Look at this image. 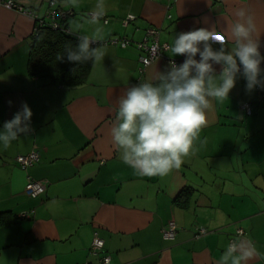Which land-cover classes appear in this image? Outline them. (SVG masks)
Segmentation results:
<instances>
[{
  "label": "crops",
  "instance_id": "crops-1",
  "mask_svg": "<svg viewBox=\"0 0 264 264\" xmlns=\"http://www.w3.org/2000/svg\"><path fill=\"white\" fill-rule=\"evenodd\" d=\"M16 1L39 17L48 9V0ZM103 3L108 20L94 25L89 18L97 0L75 6L57 0L73 13L66 21L71 34L91 37L102 28L103 39L95 43L105 56L73 87L29 73L34 20L0 7V127L23 103L32 111L31 130L0 148V212L11 217L0 226V264H104V254L109 264H217L236 239L251 240L260 253L248 264H264V89L247 91L238 75L228 100L210 102L194 151L180 168L163 177L139 176L122 163L111 140L117 99L184 57H171L168 49L140 73L142 53L133 43H109L141 41L154 27L159 42L170 46L180 32L208 28L231 49L226 29L243 8L254 17L264 55V0ZM128 15L136 18L123 26ZM33 149L38 160L22 169L15 158ZM28 178L45 181V192L30 197ZM170 222L175 235L164 239ZM94 234L104 241V254L90 253Z\"/></svg>",
  "mask_w": 264,
  "mask_h": 264
},
{
  "label": "clouds",
  "instance_id": "clouds-1",
  "mask_svg": "<svg viewBox=\"0 0 264 264\" xmlns=\"http://www.w3.org/2000/svg\"><path fill=\"white\" fill-rule=\"evenodd\" d=\"M78 3L72 0L74 6ZM104 14L103 0H97L89 22L98 25ZM235 17L226 29L233 41L231 49L208 28L180 32L169 52L184 60L171 61L164 71L126 88L118 97L111 140L122 163L137 175L163 177L180 168L183 158L194 151L210 102L228 100L238 75L244 78L247 91L264 89V55L254 17L243 8L235 11ZM102 39V28L97 27L93 36L81 35L75 46L65 45L59 59L77 65L102 61L105 52L90 46ZM216 41H220L218 49L212 46ZM31 117V109L23 103L0 127V148L7 149L20 134H27ZM259 255L251 240L236 239L227 244L217 264H248Z\"/></svg>",
  "mask_w": 264,
  "mask_h": 264
},
{
  "label": "built area",
  "instance_id": "built-area-1",
  "mask_svg": "<svg viewBox=\"0 0 264 264\" xmlns=\"http://www.w3.org/2000/svg\"><path fill=\"white\" fill-rule=\"evenodd\" d=\"M175 1V0H168ZM0 7L16 11L18 13L27 15L28 17L34 20V35L37 33L38 26L44 24L45 22L50 25L53 29L59 30L62 29L67 33L69 32L68 27L65 25L68 17L73 13L70 10H66L57 5V0H48V9L44 17H39L33 10L24 7L16 0H0ZM91 15V14H90ZM104 22H107L108 17H102ZM136 17L133 15H128L125 19L122 20V25L126 26L129 22L134 20ZM159 31L157 28L148 27L145 31V35L141 41L133 42L130 39L121 37L120 39H112L109 41L111 44L120 45L121 47H127L130 44H134L142 55L139 57V68L138 71L144 72V69L150 65L156 59L163 57L164 52L169 49V46L165 43H160L158 40ZM77 38L79 36L75 35ZM96 44L95 42L91 43ZM172 60L168 61L169 63ZM176 62V61H175ZM177 63V62H176ZM178 64V63H177ZM244 110L247 113H250L249 105H243ZM38 160V151L36 149L31 150L25 155H18L15 158L16 163L22 168L26 169L29 166H32ZM46 183L43 180H34L28 178V181L25 185V192L32 198H37L45 192ZM242 230H238V234H242ZM205 229H198V234H205ZM162 235L164 239H172L175 235V226L172 222L168 223L167 227L163 229ZM231 242V241H230ZM91 254H104V241L97 235L94 234L90 246ZM102 261L104 264H109L110 257L107 254H104Z\"/></svg>",
  "mask_w": 264,
  "mask_h": 264
},
{
  "label": "trees",
  "instance_id": "trees-1",
  "mask_svg": "<svg viewBox=\"0 0 264 264\" xmlns=\"http://www.w3.org/2000/svg\"><path fill=\"white\" fill-rule=\"evenodd\" d=\"M36 32L33 35L29 55V73L63 86L73 87L83 84L87 79L92 62L77 65L68 62L66 58L59 59L65 45L75 46L80 38L62 29H53L46 22L38 26ZM90 46L96 48L98 44ZM10 219L8 212H0V226L8 224Z\"/></svg>",
  "mask_w": 264,
  "mask_h": 264
},
{
  "label": "snow or ice",
  "instance_id": "snow-or-ice-1",
  "mask_svg": "<svg viewBox=\"0 0 264 264\" xmlns=\"http://www.w3.org/2000/svg\"><path fill=\"white\" fill-rule=\"evenodd\" d=\"M220 37H218V39H219Z\"/></svg>",
  "mask_w": 264,
  "mask_h": 264
}]
</instances>
